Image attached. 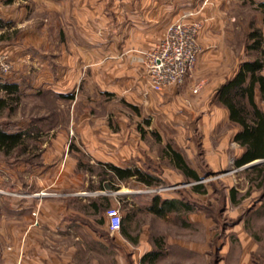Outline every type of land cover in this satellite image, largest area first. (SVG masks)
Instances as JSON below:
<instances>
[{"label": "rangeland", "instance_id": "374dc122", "mask_svg": "<svg viewBox=\"0 0 264 264\" xmlns=\"http://www.w3.org/2000/svg\"><path fill=\"white\" fill-rule=\"evenodd\" d=\"M258 1L260 0H220L218 4L230 18L225 26V40L230 47V55L223 60L225 65L221 67L223 74L230 73L238 62L259 54L256 51L248 53L245 47L249 30L252 27L262 26ZM202 3L205 2L191 5L200 9ZM45 20L46 18H39L38 23L42 24ZM20 31V27H14L10 34L16 38ZM38 47L48 59L47 68L44 69H48L47 71L52 75L59 67L62 70L65 62L61 59V66L58 60L56 61L58 58L56 56L59 54L63 58L68 54L70 46ZM86 47H93V50L86 48L84 52L87 59L93 62L99 60L105 53L103 50L95 49L98 46ZM12 63L13 72L18 75L16 81L21 88V98L17 103V109L13 112H4L0 121L18 127L23 126L22 128L28 127L39 135L29 138L30 151L21 154L23 157L33 158V162L26 163L24 169L18 167L12 174L10 167H17L23 161L9 165L0 155V245L2 248L5 237L17 233V229L23 225L32 234H42L46 245L51 249L55 247L61 253H65L69 246L79 247L83 244L74 240L72 235L81 233L86 236L85 239L91 249L87 247L86 251L82 252V260L78 262L85 260L91 262L93 259L98 264H121V260L116 257L117 251L124 253V264H128L130 260L135 262L140 252L138 250L140 245L147 246L138 243L137 239L148 236L154 247L159 245L156 238H161V245L165 251L154 264H264V180L261 183V178L250 169L262 165L264 160L260 159L251 166L241 168L234 165L239 147L231 138L235 126L232 121L226 120L225 116L220 114L216 124L211 125L209 130L206 127L209 124H205L204 128V124H201L197 117L192 123H178L165 114L164 110L161 111L162 109H158L156 114H149L144 104L135 105L115 93L102 91L92 75V71L98 69L96 65L89 67L79 64L76 68L80 78L76 87L64 92L73 94V97H61L51 87L41 83L42 68H39L37 63L29 58L22 60L18 58V61ZM218 70H220L219 66ZM198 85L201 86V82L196 83L194 87ZM0 94L5 95V91H0ZM191 95H194L192 89ZM188 101L190 98L185 96L178 103L187 106ZM217 101L215 103L219 105ZM260 106L264 108V101H260ZM96 120L99 123L101 120L108 122L114 133H120V130L126 126L139 129L141 126L145 130L143 133L140 130L144 144L141 147L143 156L141 165L144 171L156 172V176L160 178L159 183L153 185H146L138 179L131 178L121 183L119 190H111L101 188L102 166L94 163L91 168L93 174L88 173V184L84 185L86 190L79 192L82 196L94 200L101 195H117L118 191H124L125 194H120L124 195V200H121L120 204L114 202L110 205L120 209L122 218L134 204L137 213L129 223L128 230L130 235L136 236L137 239H131L123 250H117L113 238L121 233L112 232L108 225L106 226L108 217L105 212L109 207L103 211L104 213L92 209L93 223L89 231H84L74 224L75 222L71 226L61 228H53L43 223L37 225V228L30 227V213L33 215V211L41 210L46 200L59 201L67 205L71 191L68 185L42 187L37 174L34 173L36 170L34 166L42 163L44 153L58 133H65L63 130H68L66 154L69 152L72 157L84 162V165L90 168L91 165L87 161L88 154L84 148L79 147L81 135L85 132L81 131V128ZM168 143L185 154L191 165L198 166L201 170V182L205 184L207 192L198 199L191 192L195 181H189L186 176L178 174L168 155L165 154L164 150ZM189 148H192L191 152H187ZM245 167H248L249 171L245 172L243 170ZM172 168L176 171L171 172ZM163 171H166V176ZM231 188L237 191V203H234L230 197ZM176 193L193 205L195 212L187 219L188 222L184 221V213L181 221L180 215L176 212L169 213L166 217L154 216L148 212L150 196L153 197L155 194L169 196ZM38 194L42 195L38 196ZM136 194H140L141 198L135 204L133 197ZM77 206L80 207L81 204ZM103 214L106 216L105 219ZM102 218L103 221H100ZM94 236H103L107 244L104 239L101 241ZM175 239L188 241V244L178 243Z\"/></svg>", "mask_w": 264, "mask_h": 264}, {"label": "crops", "instance_id": "0c3cea01", "mask_svg": "<svg viewBox=\"0 0 264 264\" xmlns=\"http://www.w3.org/2000/svg\"><path fill=\"white\" fill-rule=\"evenodd\" d=\"M196 2L205 3L197 9L191 5ZM219 2L220 0H0V18L5 21V24L0 26V55L11 62L18 61V58L20 60L29 58L37 63V66L42 68L41 83L51 87L57 93L69 92L76 87L80 78L77 70L79 64L89 67L96 65L98 69L93 70L92 75L102 91L115 93L135 105L144 104L149 114H156L158 109H162L161 111L164 110L165 114L178 123H192L197 117L199 122L204 124V128L205 124H209L206 127L210 130L209 127L216 124L220 114L231 121L229 110L218 100V90L223 83L234 76L241 63V61L238 62L230 73H222L221 67L225 66L223 60L230 55V47L225 40V26L230 18L220 9ZM189 10H194V14L187 19L197 20L202 24L198 35L201 52L196 67L192 75L183 83L169 85L161 91L154 90L146 75L145 65L140 61H133L132 55L138 51L153 49L167 26L179 19L183 12ZM39 18H46V20L39 24ZM14 27L21 28L16 38L10 34ZM38 46H70L68 54L63 56L64 59L59 54L56 56L58 64H61L62 60L66 63L64 66L61 64L62 70L59 67L52 75L50 71H47L48 69H44L48 59ZM86 46H98L95 49L103 50L105 53L99 60L93 62L87 59L84 53L87 49L93 50V47ZM13 67L7 73L0 69V82L6 80L18 82L16 81L18 75L14 74ZM198 82H201V86L196 91L193 87ZM191 89L194 95H191ZM185 96L190 98L187 106L178 103ZM216 100L219 105L215 103ZM234 125L231 138L239 147V153L236 156L239 157L243 148L234 141V135L240 126L237 123ZM84 126L81 128V131L85 132L81 135L79 147L84 148L88 154L87 161L91 165L90 168H87L84 162H79L77 158L72 157L69 152L66 154L68 130H63L65 133H58L44 153L42 163L34 166L36 168L34 173L37 174L42 187L68 185L72 191H70L67 205L49 200L42 204L36 217L38 226L43 223L53 228H61L71 226L75 222L74 224L84 231L92 229V198H86L79 192L86 190L84 185L88 184V173L93 174L91 167L94 163L100 165L99 162H111L123 168L138 167L143 170L141 147L144 144L139 128L126 126L120 130V133H114L108 122L102 120L100 123L96 120ZM191 151L192 148L187 150V152ZM222 156L225 157L223 154ZM25 164L21 162L17 167L11 166V173L14 174L18 167L24 169ZM191 167L201 175L198 166L191 165ZM176 169L178 174L185 176L178 168ZM176 169L172 168L170 171L173 172ZM163 173L167 175L166 171ZM131 178L137 179V176L133 175L118 181L117 190L120 189L121 183ZM132 188L135 187L132 186ZM191 192L197 199L204 194L193 189ZM120 194L125 192L118 191L117 195H106L110 197L111 204L114 202L120 204L121 200H124V195ZM156 196H159L158 201ZM140 198V194H136L133 197L134 203L139 202ZM167 200L171 204L167 206L164 213H158L157 208H160L163 201ZM77 204L81 206L78 207ZM188 204L189 201L184 200L178 193L169 196L155 194L148 198L147 210L159 217H166L169 213L176 212L180 215L181 221H183L184 213V221L188 222L187 219L195 212L193 208L188 207ZM129 213H131V219L123 221L125 228L127 225V234H124L121 229L114 231L121 233L113 237L117 250H123L125 244L131 239H137L136 236H131L128 230L129 223L133 221L137 213L134 204L124 218ZM29 216L30 227L37 228L38 226L33 224V215L30 213ZM96 237L101 241L104 239L103 236ZM96 237L94 236L95 239ZM72 238L83 244L79 242V247L69 246L65 253H61L55 247L51 249L47 246L42 234H32L21 225L17 233L5 237L4 248L0 245V264H98L93 259L91 262L86 260L78 262L82 260V252L86 251L87 247L90 248V245L85 239L86 236L81 233L72 235ZM137 240L138 243L147 244V246L140 245L138 249L140 252L135 262L130 260L128 264H144L142 257L151 251L159 250L161 253L154 261L147 260L145 264H154L163 256L165 251L161 245V238H156L159 244L156 247L148 236H141ZM175 241L188 244V241L182 239H175ZM117 252V259L124 264V253Z\"/></svg>", "mask_w": 264, "mask_h": 264}, {"label": "trees", "instance_id": "16d2710c", "mask_svg": "<svg viewBox=\"0 0 264 264\" xmlns=\"http://www.w3.org/2000/svg\"><path fill=\"white\" fill-rule=\"evenodd\" d=\"M257 6L261 10L262 26L252 27L249 30L245 47L248 53L256 51L259 54L241 62L234 76L223 83L218 90V100L229 110L230 120L240 126L234 135V141L243 148L242 154L234 159V165L237 168L244 167L255 159L264 160V110L260 106V101H264V0L258 1ZM4 24L5 21L0 18V26ZM0 89L5 91V95H0L1 118L4 112H13L17 109V103L21 98V88L18 82L6 80L0 82ZM59 96L72 98L73 94L59 93ZM147 122L149 123V120ZM140 130L142 133L145 132L141 126ZM37 135L39 133L35 134V131L33 132L28 127L22 128L0 121V155L9 165H14L19 161L32 163L33 158H26L21 154L30 151L29 138H34ZM164 151L174 167L178 168L189 181H195L192 185L193 190L207 192L205 184L201 182L202 176L191 167L185 154L170 143L166 144ZM99 164L102 166L100 173L103 175L102 189L117 190L118 181L133 175H136L137 179L146 185H153L160 181V178L155 174L138 167L123 168L111 162H99ZM250 169L256 172V176L260 177L261 183H263L264 162L262 165L253 166ZM243 170L247 172L249 168L245 167ZM230 197L234 203L238 202L235 188L230 189ZM158 200L159 196H156V201ZM163 202L162 206L157 208V212L160 214L164 213L167 206L171 204L168 200ZM110 205V197L107 195L91 200V206L95 212L104 211ZM188 207L191 209L193 205L189 202ZM131 217V213H129L126 218H122L121 231L124 234H127V225L125 228L123 221H129ZM100 221H103V218ZM160 253L159 250L148 252L142 257V262L145 264L147 260L154 261Z\"/></svg>", "mask_w": 264, "mask_h": 264}, {"label": "built area", "instance_id": "2783aa9c", "mask_svg": "<svg viewBox=\"0 0 264 264\" xmlns=\"http://www.w3.org/2000/svg\"><path fill=\"white\" fill-rule=\"evenodd\" d=\"M194 14V10L183 12L181 17L169 24L157 43L147 51L136 52L132 55L133 61H140L146 67V74L150 86L161 91L169 85H178L184 82L188 75L194 71L201 45L198 41L201 22L187 19ZM12 62L0 55V69L7 73L12 70ZM196 86L195 90H199ZM42 194H38L41 196ZM38 211H33L34 225H38ZM108 228L110 231H118L122 226V215L117 206L107 209Z\"/></svg>", "mask_w": 264, "mask_h": 264}, {"label": "water", "instance_id": "95a60500", "mask_svg": "<svg viewBox=\"0 0 264 264\" xmlns=\"http://www.w3.org/2000/svg\"><path fill=\"white\" fill-rule=\"evenodd\" d=\"M257 161H260V159L254 160L253 162H250V163L246 164L245 166L253 165V164H255Z\"/></svg>", "mask_w": 264, "mask_h": 264}]
</instances>
